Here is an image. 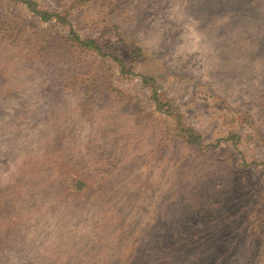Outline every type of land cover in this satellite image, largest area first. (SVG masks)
Returning <instances> with one entry per match:
<instances>
[{
  "label": "rangeland",
  "instance_id": "rangeland-1",
  "mask_svg": "<svg viewBox=\"0 0 264 264\" xmlns=\"http://www.w3.org/2000/svg\"><path fill=\"white\" fill-rule=\"evenodd\" d=\"M0 264H264V0H0Z\"/></svg>",
  "mask_w": 264,
  "mask_h": 264
},
{
  "label": "trees",
  "instance_id": "trees-1",
  "mask_svg": "<svg viewBox=\"0 0 264 264\" xmlns=\"http://www.w3.org/2000/svg\"><path fill=\"white\" fill-rule=\"evenodd\" d=\"M74 39L77 40L78 43H80V44H83L82 42H84V43H87L90 46H94L95 45L94 44L95 42L93 40H80L79 36H75ZM83 187H84V185L82 183L77 184V188L78 189H83Z\"/></svg>",
  "mask_w": 264,
  "mask_h": 264
}]
</instances>
